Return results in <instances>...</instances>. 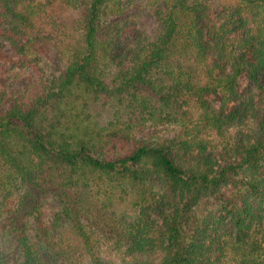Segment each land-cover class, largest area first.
Instances as JSON below:
<instances>
[{
    "label": "trees",
    "instance_id": "1",
    "mask_svg": "<svg viewBox=\"0 0 264 264\" xmlns=\"http://www.w3.org/2000/svg\"><path fill=\"white\" fill-rule=\"evenodd\" d=\"M0 264H264V0H0Z\"/></svg>",
    "mask_w": 264,
    "mask_h": 264
},
{
    "label": "rangeland",
    "instance_id": "2",
    "mask_svg": "<svg viewBox=\"0 0 264 264\" xmlns=\"http://www.w3.org/2000/svg\"><path fill=\"white\" fill-rule=\"evenodd\" d=\"M2 43H3V48H4V50H5L8 54H11L12 51H11V48H10L9 44H8L6 41H2ZM96 212L99 214L98 210H96L94 213H96Z\"/></svg>",
    "mask_w": 264,
    "mask_h": 264
}]
</instances>
